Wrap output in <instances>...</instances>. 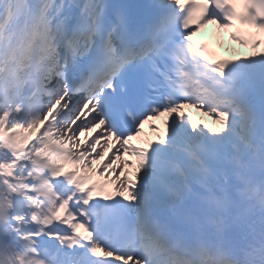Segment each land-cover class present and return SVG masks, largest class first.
<instances>
[{
	"label": "snow or ice",
	"instance_id": "1",
	"mask_svg": "<svg viewBox=\"0 0 264 264\" xmlns=\"http://www.w3.org/2000/svg\"><path fill=\"white\" fill-rule=\"evenodd\" d=\"M262 49L264 0H0V264H264Z\"/></svg>",
	"mask_w": 264,
	"mask_h": 264
},
{
	"label": "bare ground",
	"instance_id": "2",
	"mask_svg": "<svg viewBox=\"0 0 264 264\" xmlns=\"http://www.w3.org/2000/svg\"><path fill=\"white\" fill-rule=\"evenodd\" d=\"M209 27H210L209 31H211L215 35L218 41L221 42L222 48L226 50L228 53H231V54L234 52L247 53L244 48L242 49L236 44H234L233 42H231L229 39H226L225 31L219 30L214 25L209 26ZM189 115L196 116V118L199 119V122H200L199 125L207 124L209 127H212L213 129H217L219 127V125L215 123V119L213 117L205 116V112H203L202 110L192 109ZM206 115L208 114L206 113ZM161 132H164V131H161ZM150 139L154 140V138H150Z\"/></svg>",
	"mask_w": 264,
	"mask_h": 264
}]
</instances>
